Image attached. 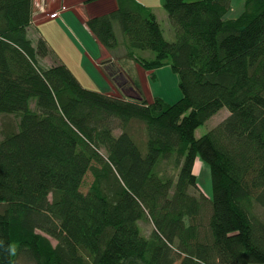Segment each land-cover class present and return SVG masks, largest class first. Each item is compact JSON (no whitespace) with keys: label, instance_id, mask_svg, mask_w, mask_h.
Returning a JSON list of instances; mask_svg holds the SVG:
<instances>
[{"label":"trees","instance_id":"trees-1","mask_svg":"<svg viewBox=\"0 0 264 264\" xmlns=\"http://www.w3.org/2000/svg\"><path fill=\"white\" fill-rule=\"evenodd\" d=\"M231 2L162 0L172 40L135 0L85 21L108 52L117 24L127 59L169 68L180 98L168 104L137 85L139 98L87 90L62 62L44 67L55 54L29 37L33 0H0V117L14 119L0 124V264H264V0L230 19Z\"/></svg>","mask_w":264,"mask_h":264},{"label":"crops","instance_id":"crops-1","mask_svg":"<svg viewBox=\"0 0 264 264\" xmlns=\"http://www.w3.org/2000/svg\"><path fill=\"white\" fill-rule=\"evenodd\" d=\"M54 1H56V3H54V9H50L51 11L47 12V14L58 13L57 19H49L47 17V14L44 15L45 13L37 11L36 16L38 18L42 17L43 20H41L40 23L35 26V30L38 34L40 33V36H42L47 41L52 50L58 55V58L61 59V62L65 66L67 65L66 67L71 71L75 78L78 79V82L83 87H87L88 89H90L89 87L96 86L97 89L95 90L106 94H112V85L107 81H104L99 72L101 70L98 69V63L102 59H110L111 64H108L106 66H113V68L116 69L114 70L117 71L118 75L122 78L124 77L123 73L126 74L127 71H133L136 74L143 73L145 77L150 74V72L142 70L137 64H135L134 61L126 58L125 39L122 35L116 32V27H114V31L118 39V45L114 50L108 52L99 45V43L96 41V39L93 37V35L85 25V21L89 18L105 15L115 11L117 8L116 0H96L92 2H87V0ZM135 1L152 11L161 27L164 38L167 40H172L173 30L168 22L165 11L162 8V0ZM62 3H65L66 5ZM241 10V7H236V1L232 0L231 8L229 10L230 19L236 18ZM231 13L235 15H231ZM163 25L169 31V38H166ZM41 30H43V34L42 32H40ZM54 36H61L65 39L60 43V45L64 44V42H67L70 47L68 55L71 56V53L73 54V57H75V53L79 55L78 58L79 61L82 62V70L86 78L89 80V86H87L84 80L77 76L75 67L70 66V64L67 62L66 58L64 57V51H62L61 49L57 50L54 47V42L51 39V37ZM84 62L86 64L85 67ZM78 71L82 73L80 68H78ZM155 72L158 82L160 80V76L167 77V74H172L169 68H162L156 70ZM155 84H157V82H155ZM128 93L129 94H127V96H129L130 98L139 97L137 91L133 89L129 88Z\"/></svg>","mask_w":264,"mask_h":264},{"label":"rangeland","instance_id":"rangeland-1","mask_svg":"<svg viewBox=\"0 0 264 264\" xmlns=\"http://www.w3.org/2000/svg\"><path fill=\"white\" fill-rule=\"evenodd\" d=\"M186 1L192 2L194 0H186ZM234 1H236V7L242 8L244 0H234ZM33 3H34L33 4L34 11H36V12L38 11V7H39L38 4L42 3L43 9L45 10L44 15H46L47 12L51 11L50 9H54V7H55L54 3H56V1H54V0H43V1L42 0H34ZM62 4H65V3H62ZM241 12H242V10L240 11V13L237 16H239L241 14ZM229 15L230 14L228 12V14H227L228 18H230ZM231 15H235V14L231 13ZM35 17H37V16H35ZM41 18L42 17L34 18V21L32 22L33 25L36 26L38 23H40ZM117 26L118 25L115 24L116 32L119 33L120 35H122L120 30H119V27L117 28ZM163 28L165 30L166 38H169V31L165 28L164 25H163ZM29 31H31L29 33V37L33 41H35L37 36H40V33L36 34L34 32L33 28H29ZM40 32H42V34H43V30H41ZM51 39L53 40L54 47L57 50L61 49L62 51H64V57L66 58L67 62L70 64V66L75 67L77 76L79 78H81L82 80H84V82L87 84V86H89V80L86 78V76L82 70V67H83V65L81 66L82 62H80L79 58H78L79 55L77 53L74 54L75 57H73L72 53H71V56L68 55V51L70 50V47L67 44V42H64V44L60 45V43L65 40L63 37H61V36L55 37L54 36V37H51ZM54 54H55L54 57L46 58L45 60L42 61V65L44 67H49V66L56 64L57 62H61V59L58 58V55L55 52H54ZM108 64H111L110 59H108V60L102 59L98 63V67H99L98 69L101 70L99 72H100V75L102 76V78L104 79V81H107L108 83H110L112 85L113 90H111V93L113 95L130 98L129 96H127V94H129L128 93L129 88L136 91L137 89H135V86L137 85L138 89H140L141 96L144 99H146L147 101H150L151 98L156 96V97L162 98L163 101H165L166 103L172 104V103L176 102L177 100H179V98H180V92H179V88H178V77L176 75H174L172 72H171L172 73L171 75L167 74V77L166 76H160L159 82H158V79L156 78V74H155L156 72H154L153 74H148L145 77V75L143 73L142 74H138V73L136 74L133 71L132 72L127 71L126 74L123 73L124 77L122 78L118 75V72L115 71L116 69L113 68V66H106ZM85 66H86V64L84 62V67ZM78 68L81 69L82 73H80L78 71ZM155 82H157V84H155ZM83 88H85L87 90H91V91L92 90L97 91V90H95V89H97L96 86L89 87L90 89H88L87 87H83ZM138 93L139 92H137V94ZM137 98H139V97H137ZM228 115H229V112L227 111L226 108L220 109L216 114H214L211 118H209L202 126H200L195 131L196 138L203 136L205 133H207L208 131H210L214 127H216ZM3 120L6 123H14V119L12 117H4V118L0 117V124H2ZM131 132H135V135L137 133H140L141 132L140 126L136 123L132 124V131ZM163 168L166 170L167 174L172 175L173 170H172V166L170 164L164 166ZM194 173L196 176L198 187L200 188L199 190H201L205 195H209L210 194V191H209V188H210L209 170L198 159L196 160L195 165H194ZM91 181H92V176L90 173H88L84 179V184L81 187V191L83 193L87 192ZM195 194H197V192H195ZM141 226H142L143 232L145 234L148 233L149 230L151 229L149 224H146V225L141 224ZM51 242H52V244L55 245V241L51 240ZM15 264H32V263L20 258L17 260V262Z\"/></svg>","mask_w":264,"mask_h":264},{"label":"built area","instance_id":"built-area-1","mask_svg":"<svg viewBox=\"0 0 264 264\" xmlns=\"http://www.w3.org/2000/svg\"><path fill=\"white\" fill-rule=\"evenodd\" d=\"M39 5V11L40 12H44V9H43V4H38ZM41 5V6H40ZM48 17H49V19H55V18H57L58 17V13H49L48 14Z\"/></svg>","mask_w":264,"mask_h":264}]
</instances>
